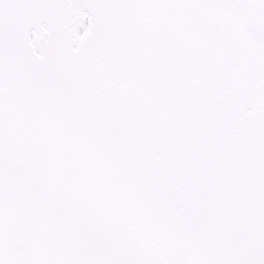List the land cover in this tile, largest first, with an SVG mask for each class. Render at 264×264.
Listing matches in <instances>:
<instances>
[{"label": "snow or ice", "instance_id": "snow-or-ice-1", "mask_svg": "<svg viewBox=\"0 0 264 264\" xmlns=\"http://www.w3.org/2000/svg\"><path fill=\"white\" fill-rule=\"evenodd\" d=\"M0 264H264V0H0Z\"/></svg>", "mask_w": 264, "mask_h": 264}]
</instances>
